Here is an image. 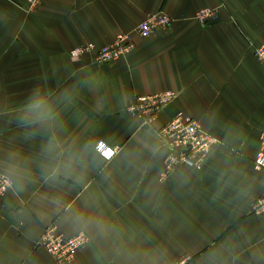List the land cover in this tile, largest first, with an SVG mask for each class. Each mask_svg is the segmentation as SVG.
<instances>
[{"label": "crops", "instance_id": "0c3cea01", "mask_svg": "<svg viewBox=\"0 0 264 264\" xmlns=\"http://www.w3.org/2000/svg\"><path fill=\"white\" fill-rule=\"evenodd\" d=\"M0 0V264H58L39 243L55 226L89 243L72 264H264V190L254 160L264 136V0H50L32 14ZM219 10L209 25L200 10ZM171 26L139 34L150 15ZM128 35L111 65L69 53ZM176 94L152 125L127 108ZM42 98L36 112L27 105ZM184 113L219 140L205 171L180 165L162 180L157 131ZM115 149L111 161L97 151Z\"/></svg>", "mask_w": 264, "mask_h": 264}, {"label": "built area", "instance_id": "2783aa9c", "mask_svg": "<svg viewBox=\"0 0 264 264\" xmlns=\"http://www.w3.org/2000/svg\"><path fill=\"white\" fill-rule=\"evenodd\" d=\"M42 2L44 0H25L26 13L32 14L37 11L42 6L40 4ZM211 13L215 15L213 11L205 10L203 19H215L211 18ZM199 15L198 19L202 20L200 13ZM170 23L169 16L161 13L151 14L139 26V34L142 38H149L154 30H165L170 27ZM135 49L136 46L131 38L127 35H122L116 38V42L104 48L103 52L94 54L93 51H87L86 54L92 57L93 62L97 65H111L130 55ZM75 54L79 55L78 52H75ZM84 55L85 52H81L79 57ZM259 57L264 62V52H261ZM171 96L172 92H164L159 95L137 98L128 107V112L133 116L143 118L144 124L148 123L150 125L154 114L160 112L161 109L171 102L173 98ZM198 124L197 121L185 118L180 114L174 121L159 130L162 141L167 143L166 146L168 145L170 150L168 157L165 159V171L162 175V180L171 176L178 165L188 166L199 171L205 169L207 160L212 154L217 140ZM262 141V148L256 159V168L259 171L264 170V137H262ZM98 145H101L106 151L103 155L97 150V147L96 151L107 161H111L117 154L115 149L104 142H100ZM13 188L14 181L0 174V202ZM251 213L257 216L264 215V193L253 204ZM40 243L57 260L58 264H72L79 252L87 246L89 239L84 233H79L72 238H65L57 231L55 226H51L44 230Z\"/></svg>", "mask_w": 264, "mask_h": 264}, {"label": "rangeland", "instance_id": "374dc122", "mask_svg": "<svg viewBox=\"0 0 264 264\" xmlns=\"http://www.w3.org/2000/svg\"><path fill=\"white\" fill-rule=\"evenodd\" d=\"M50 0H48V1H45L44 0V2H42V3H40L42 6H45L48 2H49ZM205 10H209V11H213L214 13H215V15L213 14V13H211V18H215V19H208V18H206V19H203V17H205ZM161 14H163V15H166V14H164V13H162V12H160ZM199 13L201 14V16H202V20H199L198 19V15H199ZM199 13H198V15H197V20L199 21V23L201 24V25H209V23H214V22H216L218 19H219V10L217 11V10H212V9H210V8H204V9H202V10H200L199 11ZM151 15V14H150ZM167 16V15H166ZM200 16V15H199ZM171 20V19H170ZM143 22H145V20L143 21ZM142 22V23H143ZM141 23V24H142ZM140 24V25H141ZM169 26H171V23H170V25ZM169 28V27H168ZM168 28H166V29H168ZM165 29V30H166ZM159 31H162V30H159ZM158 30H154L153 31V34L154 33H156V32H159ZM153 34H151L149 37H151ZM122 35H125V34H119L117 37L119 38L120 36H122ZM128 36V35H127ZM114 42H116V40L114 41ZM113 42V43H114ZM112 43V44H113ZM111 45V44H110ZM109 46V45H108ZM107 46H104V47H101V48H98L95 44H86V45H84V46H80V47H78V48H76V49H74V50H72L70 53H69V57H70V59L71 60H73V61H79V60H81L85 55H87L86 54V52L87 51H93V53L95 54L96 52H103V49L104 48H106ZM264 44L262 45V46H260V47H258L257 49H255V51H254V56H255V58H256V60L258 61V62H260V63H264L263 62V59L262 58H260L259 57V55H260V53L262 52H264ZM263 49V50H262ZM75 52H78V54L80 55L81 54V52H85V55L84 56H81V57H79V55H76L75 54ZM133 53V52H132ZM131 53V54H132ZM130 54V55H131ZM88 56V55H87ZM129 56V55H128ZM128 56H126L125 58H127ZM124 59V58H123ZM159 94H163V93H159ZM159 94H155V95H159ZM175 96H176V94L174 93V92H172V96L171 97H173L172 98V100H171V102L173 101V99L175 98ZM170 102V103H171ZM169 103V104H170ZM165 108V107H164ZM161 111H162V109H161ZM160 111V112H161ZM127 112H128V108H127ZM160 112H158V113H156V114H154V116L152 117V121L150 122V125H152V124H154L156 121H157V119H158V115H159V113ZM129 113V112H128ZM180 114H182L185 118H189V119H193V120H195V121H197L201 126H202V128L204 129V130H206L207 131V133L210 135V136H213L211 133H210V131L209 130H207L206 128H204L203 127V125L201 124V122H199L198 120H196V119H194V118H192V117H190V116H187V115H185L184 113H179V114H177L176 115V117L172 120V121H174ZM172 121H170L169 123H171ZM169 123H167L166 125H168ZM198 124V125H199ZM145 125H147L148 126V123L146 124L145 123ZM166 125H164L163 127H165ZM162 128V127H161ZM160 128V129H161ZM159 129V130H160ZM159 130L157 131V133H158V137L160 138V140H163L161 137H160V135H159ZM262 137H264V136H262ZM213 138H215L216 140H217V143L215 144V146H214V148H213V152H214V149H215V147L219 144V140L216 138V137H214L213 136ZM209 140V139H208ZM260 141L261 142H263L262 141V138L260 139ZM163 142V141H162ZM165 142V141H164ZM163 142V143H164ZM165 144V146H166V142L164 143ZM167 147V149H168V154H167V156L166 157H168V155H169V153H170V150H169V147H168V145L166 146ZM261 148H262V143L260 144V148H259V151L257 152V155H256V158H255V160H254V166H253V168H254V170L255 171H258V172H264V170H261V171H259L257 168H256V159H257V156H258V153L260 152V150H261ZM203 150H205V149H203ZM213 152H212V154L210 155V157L208 158V160H207V163H206V167H207V165H208V162H209V160H210V158L212 157V155H213ZM166 159V158H165ZM165 163V162H164ZM180 165H178V166H176V168L174 169V170H176L178 167H179ZM188 167V166H187ZM206 167H205V169H206ZM195 169V168H194ZM205 169L203 170V171H205ZM197 170V169H196ZM199 171V170H198ZM173 175V174H172ZM7 177V176H6ZM170 177V176H169ZM8 178H10V179H12L11 177H8ZM167 178L168 177H166V179L165 180H167ZM13 180V179H12ZM14 181V180H13ZM263 193H264V190H263V192H262V194L252 203V205H251V208H252V206H253V204L263 195ZM250 212H251V209H250ZM252 214V213H251ZM253 215V214H252ZM257 216V215H256ZM261 216V215H260ZM39 244H41V243H39ZM46 250V249H45ZM47 251V250H46ZM48 252V251H47ZM49 253V252H48ZM50 254V253H49ZM187 261L188 260H182V261H178V262H176V263H173V264H186L187 263Z\"/></svg>", "mask_w": 264, "mask_h": 264}, {"label": "clouds", "instance_id": "9594fccd", "mask_svg": "<svg viewBox=\"0 0 264 264\" xmlns=\"http://www.w3.org/2000/svg\"><path fill=\"white\" fill-rule=\"evenodd\" d=\"M45 105V101L42 98H34L29 102L26 106L29 111L36 112L41 110ZM97 150L101 152V154H105V149L101 147V145H97Z\"/></svg>", "mask_w": 264, "mask_h": 264}]
</instances>
